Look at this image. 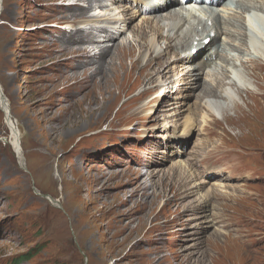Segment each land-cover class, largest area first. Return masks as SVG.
Returning a JSON list of instances; mask_svg holds the SVG:
<instances>
[{"label": "rangeland", "instance_id": "obj_1", "mask_svg": "<svg viewBox=\"0 0 264 264\" xmlns=\"http://www.w3.org/2000/svg\"><path fill=\"white\" fill-rule=\"evenodd\" d=\"M128 2L140 11L129 0H1L0 264H178L190 253L193 264H264V14L253 10L257 40L238 14L246 58L262 69L228 47L241 92L231 77L230 108H202L208 72L180 92L126 79L112 61L120 47L99 62L110 34L137 47L143 15L101 23ZM80 37L96 40L90 56ZM127 57L130 70L138 55Z\"/></svg>", "mask_w": 264, "mask_h": 264}, {"label": "bare ground", "instance_id": "obj_2", "mask_svg": "<svg viewBox=\"0 0 264 264\" xmlns=\"http://www.w3.org/2000/svg\"><path fill=\"white\" fill-rule=\"evenodd\" d=\"M129 1L133 3V6H138L140 11L130 12L132 10L129 7L130 2L126 5L119 4L118 6L116 5L119 18H114L113 20L107 18L102 22L95 20L88 24L96 25L101 22L107 23L108 25H116L121 23L124 26L126 22H133L134 17L143 15L145 18H142V21L133 30L137 47L123 42L115 43L117 36L110 34L106 45H104L105 48L99 55V62L103 60L104 56L112 48L116 49L120 47V52L115 54L112 61H117L116 63L118 65L116 67L117 69L121 68L123 74H126V76L124 75L126 79L131 80L134 72H136L137 82L139 84L143 83V86H151L156 83H159L158 86H160L163 83L176 81V84H168V89H174L180 92L193 89L194 87L192 85L198 82L201 76L208 72L205 79L206 83L202 86L201 95L198 97V100L203 102L202 108H206V105H208V98L225 99V102H230L231 98H233L232 94L225 92V88L229 84H226L225 81L231 78L228 75L229 68H233L231 67L233 62L227 59L229 57L227 56L229 55L227 54L229 51L228 47L232 46L231 52L240 53V56H237V58L234 57L235 61H246L252 66L257 63L253 62V59L248 60L246 58L249 56V53L251 54V50L248 48L247 36L243 32V21L241 22L239 20L241 18H239L238 14L240 12L242 14H251L254 11L264 14V0H186V4L188 5L184 3L185 0ZM92 2L89 3L92 4ZM229 2H231L230 5L228 4ZM195 4L201 6L205 10L204 13L199 12L198 15L193 10L194 8H190V10L185 9L186 6H194ZM114 9L112 11H116V8ZM81 15L83 16L81 18H85L86 16L85 13ZM258 16V14H253L254 21L258 19ZM98 31L100 34L105 33L106 36L110 33L109 27H103ZM229 34L234 38V41L228 39L230 37ZM78 42L84 43V46L80 47L81 53L90 56L91 48L89 44H95L96 40L85 43V39L80 37ZM255 51H257V48ZM177 54L180 56L179 58H177ZM137 55L138 57L132 63L130 70H128L125 64L128 58L127 56ZM262 57H264V53ZM223 62L226 63L225 67H222ZM258 65L259 69H262L261 64ZM219 67L224 68V73L220 78H217L215 73L216 71L218 72ZM256 69L257 67L254 66L252 71L255 73ZM230 82L232 84L230 83L231 85L229 86L237 87L238 93L241 89L237 83L232 80ZM257 86L260 87L259 89H262L261 84ZM149 91H145V94ZM167 93H169L168 90L165 94ZM2 94L3 92L0 89V95L4 97V94ZM2 97H0L1 101H3ZM226 103V106L230 108V104L228 102ZM226 106L225 104L221 106L224 122L236 128L235 119L233 118V120L228 117L229 111L226 110ZM233 106V111H235L237 116H241V107L237 103H234ZM6 124L11 130V145L16 150L18 147V134L7 112ZM216 125L218 126L219 124ZM17 153H19L18 150ZM196 188L197 190L202 189L197 186ZM202 205L207 208L209 201L204 200ZM194 256H196L194 253L181 255L179 257L181 261L178 264H193L195 261L193 260Z\"/></svg>", "mask_w": 264, "mask_h": 264}, {"label": "water", "instance_id": "obj_3", "mask_svg": "<svg viewBox=\"0 0 264 264\" xmlns=\"http://www.w3.org/2000/svg\"><path fill=\"white\" fill-rule=\"evenodd\" d=\"M0 3H1V0H0ZM3 95V94H2Z\"/></svg>", "mask_w": 264, "mask_h": 264}]
</instances>
